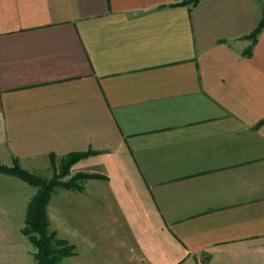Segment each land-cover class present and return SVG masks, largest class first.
Segmentation results:
<instances>
[{"label":"crops","instance_id":"crops-1","mask_svg":"<svg viewBox=\"0 0 264 264\" xmlns=\"http://www.w3.org/2000/svg\"><path fill=\"white\" fill-rule=\"evenodd\" d=\"M187 1L0 0V166L94 153L47 206L89 264H264V0ZM36 193L0 174V264Z\"/></svg>","mask_w":264,"mask_h":264},{"label":"trees","instance_id":"trees-1","mask_svg":"<svg viewBox=\"0 0 264 264\" xmlns=\"http://www.w3.org/2000/svg\"><path fill=\"white\" fill-rule=\"evenodd\" d=\"M201 0H190L179 6L197 5ZM264 29L263 19L257 30L251 35V39L256 42L258 35ZM264 121L261 122V125ZM94 153L73 154L64 159L61 163L60 173L47 182L43 181L30 173L24 171L17 163L12 168L0 166V174L11 175L21 179L30 186L37 187L38 193L32 199L26 216L25 228L22 231L30 243L37 249L36 260L38 264H59L63 258L74 255V247L69 246L65 241L58 240L54 234L48 231V219L46 208L55 188L62 187L65 189L81 190L83 184L88 180L102 179L95 175H77L66 183H60L69 174L70 168ZM51 163L55 168V158L51 157ZM210 257L207 256L203 264H208Z\"/></svg>","mask_w":264,"mask_h":264},{"label":"rangeland","instance_id":"rangeland-1","mask_svg":"<svg viewBox=\"0 0 264 264\" xmlns=\"http://www.w3.org/2000/svg\"><path fill=\"white\" fill-rule=\"evenodd\" d=\"M60 167L61 166H55V168H52L53 169V175L50 178H43V177L35 176V175H33V176H35V177H37V178H39V179H41L43 181L49 182L55 177V175L60 173ZM59 182L64 184V183H66L68 181H66L65 178H64V179H61ZM80 185L82 186L81 190L65 189V188H62V187L55 188L53 193L51 194V197L58 190L82 191L84 183L80 184ZM35 188L37 189V193H38V188L37 187H35ZM37 193H36V195H37ZM50 200H51V198H50ZM50 200H49V202H50ZM46 212H47V208H46ZM47 219H48V215H47ZM48 231H49V233L54 234L58 240L65 241L69 246H73L74 247V255H72L70 257L63 258L61 260V262H59V264H89L90 263V257L88 255V250L86 248H84V247L83 248H77L74 244H72L68 240H64V239L60 238L59 236H57V234L55 232H51V230L49 229V219H48ZM25 238L27 239V241H29V239L26 236H25ZM29 243H30V241H29ZM31 246H32V248H31L32 250L28 253V257H27L29 262L28 263H16V264H38L37 260H36V255L38 253L37 249L32 244H31ZM109 258L111 260H118L119 259V258L116 257L115 254L109 256ZM127 258H128V260H127L126 264H150V263H146L144 259H141V256L138 254L137 249L133 248V247H129L128 248ZM205 260H206V258L204 256L200 257L201 264H203L205 262Z\"/></svg>","mask_w":264,"mask_h":264}]
</instances>
